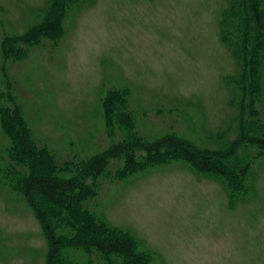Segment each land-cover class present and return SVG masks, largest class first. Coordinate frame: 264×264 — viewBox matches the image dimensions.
Returning <instances> with one entry per match:
<instances>
[{"label": "rangeland", "instance_id": "1", "mask_svg": "<svg viewBox=\"0 0 264 264\" xmlns=\"http://www.w3.org/2000/svg\"><path fill=\"white\" fill-rule=\"evenodd\" d=\"M46 3L0 0V91L5 35L26 34ZM229 4L95 0L70 7L58 37L42 39L27 53L16 45L19 59L5 64L36 138L61 159L77 161L113 143L155 140L171 131L216 145L219 131L235 128L238 112L227 77L239 63L221 32ZM123 85L131 91L132 118L111 122L104 103ZM7 143L0 126V162ZM119 167L109 164L98 177L96 206L136 236L152 254L150 264H264L262 159L253 163L254 192L244 198L178 158L136 172ZM48 248L36 213L0 178V264H46Z\"/></svg>", "mask_w": 264, "mask_h": 264}, {"label": "trees", "instance_id": "2", "mask_svg": "<svg viewBox=\"0 0 264 264\" xmlns=\"http://www.w3.org/2000/svg\"><path fill=\"white\" fill-rule=\"evenodd\" d=\"M228 1L221 32L239 63V71L227 77L231 102L238 112L233 119L235 128L229 124L219 131L214 146L171 131L155 140L138 142L137 137L133 142L113 143L81 161L61 159L53 147L36 138L5 64L8 59H19L16 45L27 53L42 39L58 37L61 20L70 7L95 0H47L39 20L26 34L5 35L0 126L8 143L0 162V178L22 194L38 216L49 244L46 264H150L153 256L136 236L113 225L96 206L97 179L109 164L118 162L121 172L129 173L165 158H178L200 173L222 179L233 196L252 195L253 163L264 161V0ZM130 92L125 85L109 91L104 112L111 122L113 118L131 120ZM3 100L11 103L6 105ZM233 129L235 135L230 138ZM73 250H79L84 258Z\"/></svg>", "mask_w": 264, "mask_h": 264}]
</instances>
